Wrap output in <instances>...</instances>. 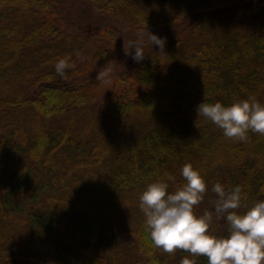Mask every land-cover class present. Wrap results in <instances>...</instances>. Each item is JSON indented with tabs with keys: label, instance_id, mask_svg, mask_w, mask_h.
Segmentation results:
<instances>
[{
	"label": "trees",
	"instance_id": "1",
	"mask_svg": "<svg viewBox=\"0 0 264 264\" xmlns=\"http://www.w3.org/2000/svg\"><path fill=\"white\" fill-rule=\"evenodd\" d=\"M67 1L0 0V264H208L155 247L139 198L183 186L191 163L207 185L194 213L218 237L217 182L241 189L230 211L264 200V135L228 138L197 113L264 104V0H81L132 32L182 28L139 62L119 29L92 31Z\"/></svg>",
	"mask_w": 264,
	"mask_h": 264
},
{
	"label": "clouds",
	"instance_id": "2",
	"mask_svg": "<svg viewBox=\"0 0 264 264\" xmlns=\"http://www.w3.org/2000/svg\"><path fill=\"white\" fill-rule=\"evenodd\" d=\"M150 39L154 45L164 48L165 38L150 33ZM130 47L135 49V61L145 57L136 42L130 41ZM68 67L67 60L60 59L56 64L57 74L65 77ZM110 72L106 66L98 75L103 79ZM197 113L223 129L228 138L246 140L249 131L264 135V104L254 97L231 105L203 101L197 106ZM181 174L186 182L174 192L169 191L167 182L157 181L147 185L140 195L145 230L152 244L167 253L181 249L193 257L206 256L208 264H264V200L257 201L243 213L230 211L241 207V189L237 186L226 191L217 182L212 189L219 197L216 212L226 213L229 224L228 235L218 237L209 232L212 215L206 212L197 216L193 210L207 191L202 174L191 163L182 167ZM180 264H195V260L184 257Z\"/></svg>",
	"mask_w": 264,
	"mask_h": 264
},
{
	"label": "rangeland",
	"instance_id": "3",
	"mask_svg": "<svg viewBox=\"0 0 264 264\" xmlns=\"http://www.w3.org/2000/svg\"><path fill=\"white\" fill-rule=\"evenodd\" d=\"M65 7L67 8V12L71 16L72 20L74 19L75 21L81 20V22L84 25L89 26V28L92 29V31L105 27H113L114 29H119L121 34L122 44L126 49L125 57L127 58H132L135 52V49H132L130 47V41L136 42L142 48V50L144 48L152 50L156 48L158 45L153 44V42L150 39V33H154L162 38H165L167 42L170 39H172L174 36L179 35L182 30V28L180 27L171 28L172 30L168 28L167 29L161 28V29L150 30L145 33H136L129 30L126 26L117 23L108 14L96 13L95 11H93L89 3L87 2H83L81 0H76V1L70 0L66 2Z\"/></svg>",
	"mask_w": 264,
	"mask_h": 264
}]
</instances>
